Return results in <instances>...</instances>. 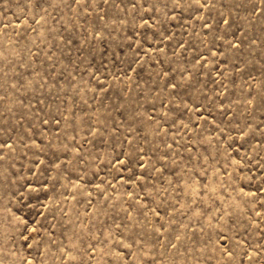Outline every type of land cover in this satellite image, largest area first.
<instances>
[{
    "label": "rangeland",
    "instance_id": "rangeland-1",
    "mask_svg": "<svg viewBox=\"0 0 264 264\" xmlns=\"http://www.w3.org/2000/svg\"><path fill=\"white\" fill-rule=\"evenodd\" d=\"M0 264H264V0H0Z\"/></svg>",
    "mask_w": 264,
    "mask_h": 264
}]
</instances>
